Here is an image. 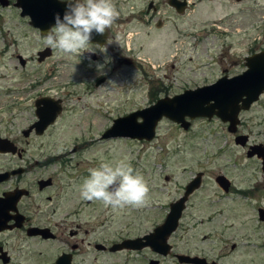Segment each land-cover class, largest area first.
Listing matches in <instances>:
<instances>
[{
  "label": "rangeland",
  "instance_id": "obj_1",
  "mask_svg": "<svg viewBox=\"0 0 264 264\" xmlns=\"http://www.w3.org/2000/svg\"><path fill=\"white\" fill-rule=\"evenodd\" d=\"M151 1L156 5L155 10H147ZM123 16L139 18L117 32L119 35L124 33L126 47L133 49L131 54L124 56L140 60L143 68L117 66L111 61L104 72L90 74L85 69L102 67L103 62H108L105 55L101 61L93 63L77 54L57 51V61L61 62L57 85L61 87L59 95L63 97L64 113L57 137L48 141V148L55 149V155H63L70 161L64 169V184L70 185L64 197L75 200L72 205L79 209L81 219H90L91 225L98 230L103 223L110 241L136 236L143 230L138 220L145 214L163 213L161 207H166L169 199L179 195L180 188L196 171H205L208 177L225 174L239 188L264 181V174L257 169L258 162L245 158L246 150L234 144L232 136L217 118L210 121L195 119L187 131L162 119L150 142L130 139L99 142L100 135L115 118L150 106L162 94L173 96L185 89L208 85L224 70L229 76L244 70V57L251 51L264 49V0H204L183 14H176L167 0H141V7L134 14L123 13ZM218 20L228 23L225 25L229 28L224 25L211 27ZM157 23L161 24L162 32H155ZM4 64L11 77L0 78V85H7L13 74L19 73L13 70L12 63L6 61ZM114 66L117 69L113 71ZM102 76L106 78L104 83L95 87V80ZM156 84L169 87L168 92L161 91L151 98L150 92ZM242 115V119L250 117L254 142L264 144V93L252 111ZM120 160L130 162L146 180L150 194L144 206L112 210L99 201L80 198L79 187L89 176L88 169ZM246 164L255 169L250 173L235 170V166ZM262 191L260 189L251 202L232 193L221 196L207 179L192 199L193 209L190 210L196 215L216 214L226 254L233 244L260 247L252 257L255 264H260L264 261V223L249 205L264 208V199L260 197ZM154 204H157L156 209L152 208ZM201 235L200 230L191 233L198 246H202L197 242ZM232 256L236 261L237 256L233 253L227 262ZM118 260L125 261L124 255ZM238 260L247 264L250 258L244 256Z\"/></svg>",
  "mask_w": 264,
  "mask_h": 264
},
{
  "label": "flooded vegetation",
  "instance_id": "obj_2",
  "mask_svg": "<svg viewBox=\"0 0 264 264\" xmlns=\"http://www.w3.org/2000/svg\"><path fill=\"white\" fill-rule=\"evenodd\" d=\"M169 1L183 11L178 13L176 8L170 6L176 14H183L194 9L196 4L204 0H167L168 5ZM113 3L117 8L118 17L111 28L106 30L103 36L93 32L92 35H95L97 42H90L77 54L93 63L101 61L104 55L107 57L108 62H103L102 67L85 69L87 73L104 72L110 67L111 61L117 63V66L138 65L139 68H143L140 60L124 56L131 54L133 49L130 46L126 47L124 33L119 35L117 32L132 20H139L134 16L124 17L123 13L134 14L137 8L141 7V0H113ZM66 7L67 0H0V61L3 62L0 64L2 69L0 78L11 77V72L5 69L6 61L14 65L13 70L19 71L18 74H13L11 82L7 85H0V264H191L180 262L178 257L181 256L197 258L203 264H245L238 259L248 256L250 261L247 264H255L252 257L254 252L260 251V247L233 244L227 255L223 251L222 230L216 224V214L214 212L192 214L191 201L202 190L203 183L207 179L217 187L221 196L232 193L244 197L249 202L254 200V195L260 189L264 190V181L253 183L252 187L239 188L235 187L236 183L225 174L219 173L208 177L205 171H196L180 188L179 195H174L169 199L166 207H161L163 213L145 214L143 219L138 220L143 230L138 231L134 237H125L117 241L107 239V231L104 230L103 223L98 230L91 225L90 219H81L79 209L74 207L75 200L64 197L70 187L67 183L64 184V169L70 161L64 159L63 155H55V149L48 148V141L55 140L58 135V125L64 113L63 97L59 95L61 87L57 85L59 72L57 70L61 62L57 61L58 50L54 52L47 46L44 36L55 24V15L59 13L62 18ZM152 8L155 10L156 5L151 1L147 5V10ZM225 24L228 23L218 20L214 21L211 27L224 25L228 29V25ZM155 25V32H162L161 24ZM109 37L113 41L111 44L106 43ZM100 40L102 44L98 43ZM261 52H264L263 48L258 52L251 51L244 57V70L240 73L229 76L227 70H224L214 82L185 89L183 92L213 85L222 78L232 79L242 75L247 70L246 59ZM116 69L117 67L114 66L112 70ZM144 74L147 75L146 72ZM105 79L104 76L96 79L95 87L103 84ZM152 88L150 95L154 98L161 91L168 92L169 87L156 84ZM177 95L162 94V97H156L155 102L150 106L161 99L173 98ZM254 104L248 110L239 112L234 134L228 131L227 123L223 125L227 133L232 136L233 142L236 137L246 138L245 145L238 147L246 150L245 158L248 161L258 162L257 169L264 174L262 159L256 154L252 157L247 155L250 148L264 149L263 143L254 142L255 136L250 129V117L242 119V114L250 113ZM47 115L49 118L54 115L53 120L44 129L36 128L39 121ZM186 121L190 122L191 126V121L188 119ZM104 132L100 135L99 142L125 139L105 140L102 139ZM254 169V166L247 164L235 166L238 173H250ZM197 178L199 185L187 196L177 225L167 237L168 249L165 253L159 254L149 246L140 250H111L112 246L124 240L142 239L141 243H145V236L153 233L165 221L170 206L184 197L186 187ZM260 194L263 200L264 192ZM249 206L257 212L259 221L264 223V218L261 219L262 215L264 217V208L260 206L255 208L253 204ZM152 208L156 209L157 204L152 205ZM197 230L202 233L197 241L202 246L196 245L191 236L192 231ZM233 253L237 256L236 261H233L234 256H232L231 261L227 262L228 256ZM132 254H135L134 258ZM120 255H124L125 261L118 260ZM260 264H264V261Z\"/></svg>",
  "mask_w": 264,
  "mask_h": 264
},
{
  "label": "water",
  "instance_id": "obj_3",
  "mask_svg": "<svg viewBox=\"0 0 264 264\" xmlns=\"http://www.w3.org/2000/svg\"><path fill=\"white\" fill-rule=\"evenodd\" d=\"M169 6L176 8L178 13L183 12L172 1H169ZM90 42H97L95 35H92ZM98 43L102 44L101 40ZM246 67L247 70L238 77L222 78L213 85L188 90L173 98L161 99L152 106L117 118L113 120L111 127L104 132L102 139L125 138L150 142L153 140L157 124L162 118L180 126L184 131L190 127V122L186 119L193 121L195 119L210 120L217 118L222 123H227L228 131L234 134L238 124L239 112L248 110L252 104L258 101L259 96L264 91V52L246 59ZM45 117L39 121L36 128L44 129L53 120L54 115L50 118L48 115ZM138 119L140 120L138 121ZM245 141V137H236L234 144L243 147ZM255 154L262 159L264 170V149L262 147L250 148L247 155L252 157ZM221 181L223 180L221 179ZM198 185L199 179L197 178L186 187L184 197L170 206L165 221L153 233L145 236V243H141L142 239L124 240L112 246L111 250H140L149 246L159 254L165 253L168 249L167 237L177 225L187 196ZM263 218L262 215L261 219ZM178 259L184 263L203 264L197 258L181 256Z\"/></svg>",
  "mask_w": 264,
  "mask_h": 264
},
{
  "label": "clouds",
  "instance_id": "obj_4",
  "mask_svg": "<svg viewBox=\"0 0 264 264\" xmlns=\"http://www.w3.org/2000/svg\"><path fill=\"white\" fill-rule=\"evenodd\" d=\"M117 17L113 0H67L63 17L55 15V24L44 36V42L54 52L76 55L90 44L93 32L103 36ZM112 42L111 37L106 41ZM88 172L79 187L81 199L99 201L112 210L139 208L146 203L150 189L130 162L101 163Z\"/></svg>",
  "mask_w": 264,
  "mask_h": 264
}]
</instances>
